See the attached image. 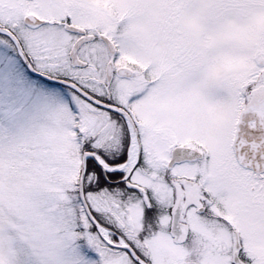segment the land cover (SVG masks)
Wrapping results in <instances>:
<instances>
[{"label":"snow or ice","instance_id":"snow-or-ice-1","mask_svg":"<svg viewBox=\"0 0 264 264\" xmlns=\"http://www.w3.org/2000/svg\"><path fill=\"white\" fill-rule=\"evenodd\" d=\"M0 264H264V0H0Z\"/></svg>","mask_w":264,"mask_h":264}]
</instances>
